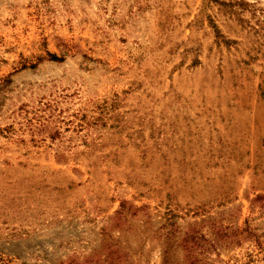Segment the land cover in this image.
Listing matches in <instances>:
<instances>
[{
  "label": "rangeland",
  "instance_id": "obj_1",
  "mask_svg": "<svg viewBox=\"0 0 264 264\" xmlns=\"http://www.w3.org/2000/svg\"><path fill=\"white\" fill-rule=\"evenodd\" d=\"M0 264H264V0H0Z\"/></svg>",
  "mask_w": 264,
  "mask_h": 264
}]
</instances>
